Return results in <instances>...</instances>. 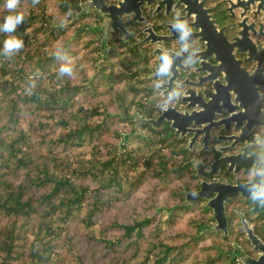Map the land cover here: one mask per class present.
<instances>
[{"label":"trees","instance_id":"obj_1","mask_svg":"<svg viewBox=\"0 0 264 264\" xmlns=\"http://www.w3.org/2000/svg\"><path fill=\"white\" fill-rule=\"evenodd\" d=\"M73 5L20 0L24 22L0 32V264H228L232 239L204 230L212 212L181 207L192 179L179 146L152 129L121 148L134 114L158 111L131 58L100 59L74 31ZM10 37L24 47L8 57Z\"/></svg>","mask_w":264,"mask_h":264},{"label":"water","instance_id":"obj_2","mask_svg":"<svg viewBox=\"0 0 264 264\" xmlns=\"http://www.w3.org/2000/svg\"><path fill=\"white\" fill-rule=\"evenodd\" d=\"M174 0H163V4L170 3ZM178 5L184 7L183 12L187 14L186 19L190 20L189 27L194 28L198 33L200 42L204 44L205 51L195 54H180L179 57L170 54L161 55L157 51L154 56L158 58V70L167 65L166 73L171 74L170 82L178 72L177 68L186 63L188 66H198L197 72L202 74V82L211 85L212 90L208 94L206 89L205 99L197 92H186L182 98V102L186 105L187 110L191 113L182 114L172 106H168L162 111L158 119H144L139 114L134 115L137 123L134 133L124 135L122 146L132 138L143 136L142 127L151 125L157 128L166 123L170 125V129L176 135H180L183 139L187 133L207 136L212 130L221 127L234 126L239 135L235 139L227 140L231 145L216 148L214 155L219 158L210 164L208 170L204 169L203 164L193 161L189 166L193 167L198 176L207 180L217 177L221 168L226 170L227 174L238 176L243 172L244 176L250 173L257 175L250 181H244L235 186L227 183H204L199 192L191 194L184 192L185 200L181 207L194 206L198 199L208 201L207 207L213 211V221L215 226L205 227L204 230L212 233L223 232L228 234V219L226 216L225 205L232 199L241 196L243 199H251L254 203L253 213H257L258 217L264 220V195L260 190L264 191V57L262 51L256 49L250 38L251 34L261 37L263 24L257 23L262 18L264 23V1L263 0H222L221 5L228 6L225 13H239V22L234 25L220 27L212 20L210 16L211 9H205V2L200 0H177ZM146 0H122L116 6H105L102 0H94L82 5L76 18L88 13L89 8H95L102 13L108 14V21L102 27L93 28L92 31L98 34L100 41L103 42L102 50L104 56L107 57V29L117 30L120 28L124 33L123 24L119 18L121 16L134 15V22H140L139 16L142 12L141 7ZM251 17H247L248 14ZM251 21V23H249ZM257 26L260 28L257 29ZM238 30V34L229 38L227 33H233ZM149 31L146 30L145 33ZM149 41V38L147 39ZM191 44V43H190ZM244 55V60H238L233 51ZM210 60H214L216 65H210ZM243 63L254 64L256 69L253 74H249L243 68ZM178 65V67H177ZM154 71V70H153ZM224 75L225 85L219 83V76ZM157 76V71L154 76ZM204 84H197L196 88H201ZM166 86H159L157 90H162ZM181 88L185 87V83L181 84ZM262 92H259V88ZM232 93L235 96L237 105L231 100ZM241 110L240 112L235 111ZM228 116L227 118H222ZM220 117V120H216ZM202 128V130H193V128ZM195 139V138H194ZM193 139V141H194ZM254 139L253 144H249ZM192 141V142H193ZM238 149L237 154H232ZM212 153V149H209ZM204 153V151L202 152ZM214 196V197H213ZM242 226L247 240L253 251L258 254V258L249 256L240 246L234 245V252L228 254L232 261L239 260L243 264H264V243L254 233L242 216Z\"/></svg>","mask_w":264,"mask_h":264},{"label":"flooded vegetation","instance_id":"obj_3","mask_svg":"<svg viewBox=\"0 0 264 264\" xmlns=\"http://www.w3.org/2000/svg\"><path fill=\"white\" fill-rule=\"evenodd\" d=\"M94 0H74V16L72 19L73 29L77 32H84L87 36L95 41V49L104 56V51L102 50L103 42L100 41L98 34L92 31L93 28H99L104 25L106 21L109 20L108 14L102 13L95 8H89L88 13L83 16L76 18L80 13L81 9L78 8L79 5L91 2ZM105 6H116L122 0H102ZM205 2V9H211L209 13L212 16V20L220 27L234 25L239 22V13H225L224 11L228 9V6L221 5L222 0H200ZM264 1V0H263ZM141 14L139 16L140 22H134V15L132 16H121L119 18L120 22L123 24L124 29L127 31L124 33L120 28L113 30L111 28L107 29V57L109 53H118L126 55L128 58L132 59L133 66L138 71V81L143 84L147 92L142 96L143 101L148 104L149 108H154L157 112L155 117H147V115L139 114L144 119H158L162 114V111L168 106H172L178 112L182 114L191 113V110H187L186 105L182 102V98L186 92L195 93L197 92L203 99H205L206 94H204L206 89H209L208 94L212 90L211 85H205L202 82V74L197 72L198 66L192 65L188 66L184 63L183 66L178 67V72L174 76L173 80L170 82L171 74L166 73L167 65L169 62L164 64L163 67L158 70V58L153 54L158 52L161 55L170 54L179 57L180 54H195L205 51L204 44L200 42V38L197 35V31L194 28L189 27L190 20L186 19L187 14L183 12L184 7L178 1L174 0L170 3L163 4V0H146V3L141 7ZM251 17L249 13L247 17ZM262 18H260L257 23L263 24L261 37H254L250 31V38L256 49H259L264 53V23H262ZM251 23V21H249ZM257 26V29L260 28ZM149 31L145 33L146 30ZM229 38L232 39L233 36L238 34V30L233 33H227ZM149 38V41L147 39ZM191 43V44H190ZM234 55L238 60H244L245 56L237 53L236 50L233 51ZM264 57V54H263ZM106 59V57L104 56ZM210 65H216L214 60H210ZM243 68L249 74H253L256 69L254 64L243 63ZM154 70V71H153ZM157 71V76L153 77ZM220 85H225L226 81L224 75L222 74L218 78ZM264 81V78H263ZM185 83V87L181 88V84ZM170 84V87H164L162 90H157L159 86H166ZM197 84H204L201 88H196ZM146 91V90H145ZM259 92H262V88H259ZM231 96L232 103L237 105L235 96L232 93H228ZM150 110V109H149ZM241 110H236L235 112H240ZM264 112V108H263ZM135 115V114H134ZM228 116L222 117L227 118ZM133 118V130L130 133L135 132V127L137 123ZM217 117L216 120H220ZM152 129L158 131V133L163 134L166 140V146H179L181 152L183 153L182 159L184 164L181 169L190 172V178L192 179V191H185L195 194L199 192L204 183H227L233 186L242 183L244 181L250 182L257 173H250V175L244 176L243 172L234 176L233 174H227L226 170L222 167L219 175L217 177H212L207 180L204 177L198 176L197 172L189 164L193 161L201 163L205 170H208L210 164L217 160L219 157L214 155L216 148L230 146L231 144L227 141L230 138L235 139L239 135L237 129L234 126L228 125V127H221L217 130H212L205 141L206 135L187 133L183 139H180V135H176L173 130L170 129V125L164 123L157 128H153L151 125H144L142 127L143 136L152 133ZM193 130H202V128L194 127ZM139 138V137H138ZM195 138V139H194ZM194 139V141H193ZM193 141V142H192ZM254 139L249 144H253ZM128 143L125 145L127 146ZM212 149V153L209 152ZM204 151V153H202ZM238 149L232 154H237ZM184 191V192H185ZM183 192V194H184ZM260 193L264 195V191L260 190ZM214 197V196H213ZM184 195V200H185ZM197 202H202L204 206L207 207L208 201L203 199H198ZM195 203V204H196ZM254 203L251 199H243L241 196L232 199L229 203L225 205L226 216L228 219V234L223 232L217 233L224 236H229L232 239V249L229 252H234V245L240 246L249 256L257 259L258 254L253 251L250 246L247 236L244 233L242 226V216L245 218L246 222L249 223L250 227L254 230V233L258 238L264 243V220L258 217L257 213H253ZM208 208V207H207ZM209 209V208H208ZM210 210V209H209ZM211 211V210H210ZM212 218H213V211ZM216 225V222L212 219V227ZM230 257V255H229ZM230 264H243L238 259L232 261L230 257Z\"/></svg>","mask_w":264,"mask_h":264},{"label":"clouds","instance_id":"obj_4","mask_svg":"<svg viewBox=\"0 0 264 264\" xmlns=\"http://www.w3.org/2000/svg\"><path fill=\"white\" fill-rule=\"evenodd\" d=\"M33 5L38 4L39 0H32ZM20 0H6V9L13 14H9L5 17L4 23L0 25V32L13 33L17 27L21 25L25 16L22 12H16ZM24 47V42L16 37H10L5 40L3 45V55L11 57L14 53L18 52ZM55 57L58 60L64 61L59 68L60 76L71 77L74 72V65L71 58L66 54L62 48H57L54 52Z\"/></svg>","mask_w":264,"mask_h":264},{"label":"rangeland","instance_id":"obj_5","mask_svg":"<svg viewBox=\"0 0 264 264\" xmlns=\"http://www.w3.org/2000/svg\"><path fill=\"white\" fill-rule=\"evenodd\" d=\"M74 31H75V30H74ZM86 41H87V40H86ZM100 59H105V58H104V56H101ZM141 97H142V96H141ZM132 130H133V127H132V126L127 127L125 133H126V134H129ZM126 134H124V135H126ZM123 139H124V136H123ZM132 139H136V138H132ZM130 140H131V139H130ZM123 141H124V140H123ZM123 141H122V142H123ZM122 142H121L120 146H121V148H125V147L122 146ZM129 142H130V141H129ZM129 142H128V143H129ZM126 144H127V143H126ZM139 146H141V145H139ZM141 195L143 196V193H140V196H141ZM207 244H210V242H206V243H205V245H207ZM228 255H229V254H228ZM229 263H230V260L228 261V264H229Z\"/></svg>","mask_w":264,"mask_h":264}]
</instances>
